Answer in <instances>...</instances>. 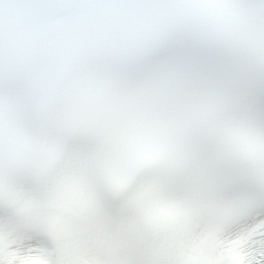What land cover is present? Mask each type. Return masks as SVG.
I'll list each match as a JSON object with an SVG mask.
<instances>
[{"label":"snow or ice","instance_id":"6c2138e0","mask_svg":"<svg viewBox=\"0 0 264 264\" xmlns=\"http://www.w3.org/2000/svg\"><path fill=\"white\" fill-rule=\"evenodd\" d=\"M0 264H264V0H0Z\"/></svg>","mask_w":264,"mask_h":264}]
</instances>
